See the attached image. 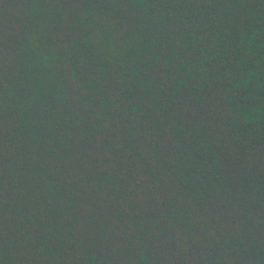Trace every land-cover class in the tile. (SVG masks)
<instances>
[{"label":"trees","instance_id":"1","mask_svg":"<svg viewBox=\"0 0 264 264\" xmlns=\"http://www.w3.org/2000/svg\"><path fill=\"white\" fill-rule=\"evenodd\" d=\"M0 264H264V0H0Z\"/></svg>","mask_w":264,"mask_h":264}]
</instances>
